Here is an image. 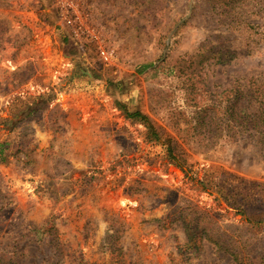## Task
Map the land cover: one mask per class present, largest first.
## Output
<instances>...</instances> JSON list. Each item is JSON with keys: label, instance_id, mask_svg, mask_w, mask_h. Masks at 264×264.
Instances as JSON below:
<instances>
[{"label": "rangeland", "instance_id": "obj_1", "mask_svg": "<svg viewBox=\"0 0 264 264\" xmlns=\"http://www.w3.org/2000/svg\"><path fill=\"white\" fill-rule=\"evenodd\" d=\"M91 11L113 58L78 45L52 0H0V264H264V134L218 122L264 100V0ZM136 111L175 138L189 173Z\"/></svg>", "mask_w": 264, "mask_h": 264}, {"label": "trees", "instance_id": "obj_2", "mask_svg": "<svg viewBox=\"0 0 264 264\" xmlns=\"http://www.w3.org/2000/svg\"><path fill=\"white\" fill-rule=\"evenodd\" d=\"M229 61L230 60L227 54L223 55L219 60V62L221 63ZM255 107H257V110H254ZM215 111V106L202 107L199 113H203V116H199V125H201V127L211 125V120H214L216 118V115L212 114ZM223 114V117L221 119L219 118L218 122H221V131L223 133L226 132V135L227 133L234 132V134L239 137L240 134L248 133L247 140H252L255 134H264V100H258V97H256L253 93H251L249 99H243V101L242 99H239L234 103L226 105L223 108ZM128 117L131 119H138L139 121L145 123V126L148 129V134L153 140L165 141L169 143V152L171 158L177 160L179 166L185 172L189 173L190 169L188 168V166H185L187 165V158L185 156L182 157L183 151L178 152L179 145L177 142L175 144L176 146L172 145V143L176 141L175 138L171 137L168 133L159 130L151 122L149 117L147 115H144L140 111L129 113ZM166 136L167 138H164ZM8 149L9 147L6 142L0 143V164L7 163L9 161ZM201 185H204V182H201ZM183 222L189 240H196L199 235V230H196V232L191 226V221H186V218H183ZM205 238L208 239L210 242H213L217 247L223 249L224 252L230 254L236 261H240V253H238L237 250H235L234 248L227 247V243L225 242V240L221 239L222 237L214 238L213 236L207 234Z\"/></svg>", "mask_w": 264, "mask_h": 264}, {"label": "built area", "instance_id": "obj_3", "mask_svg": "<svg viewBox=\"0 0 264 264\" xmlns=\"http://www.w3.org/2000/svg\"><path fill=\"white\" fill-rule=\"evenodd\" d=\"M93 0H52L59 19L68 27L74 41L85 47L95 44L106 58H113L103 44V38L91 11Z\"/></svg>", "mask_w": 264, "mask_h": 264}]
</instances>
